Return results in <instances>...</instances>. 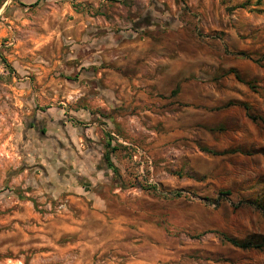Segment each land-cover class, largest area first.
<instances>
[{"label": "rangeland", "instance_id": "rangeland-1", "mask_svg": "<svg viewBox=\"0 0 264 264\" xmlns=\"http://www.w3.org/2000/svg\"><path fill=\"white\" fill-rule=\"evenodd\" d=\"M263 208L264 0H0V264H264Z\"/></svg>", "mask_w": 264, "mask_h": 264}, {"label": "trees", "instance_id": "trees-1", "mask_svg": "<svg viewBox=\"0 0 264 264\" xmlns=\"http://www.w3.org/2000/svg\"><path fill=\"white\" fill-rule=\"evenodd\" d=\"M252 120H255L256 118H254V117H250ZM262 121V120H261ZM110 167H112V166H110ZM114 173H115V170L113 169L112 170ZM264 209V208H263ZM227 241L231 244V245H233V246H235V247H238V248H241V249H248V248H252V247H254L251 243H239V242H237V241H235V240H233V239H229V238H227ZM256 247H258V246H256Z\"/></svg>", "mask_w": 264, "mask_h": 264}]
</instances>
